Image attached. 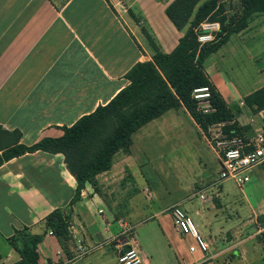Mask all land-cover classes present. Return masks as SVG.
Instances as JSON below:
<instances>
[{
	"label": "crops",
	"instance_id": "crops-1",
	"mask_svg": "<svg viewBox=\"0 0 264 264\" xmlns=\"http://www.w3.org/2000/svg\"><path fill=\"white\" fill-rule=\"evenodd\" d=\"M171 1L0 0V126L18 130L20 143L31 146L43 138L62 136L63 128L106 105L127 86L125 74L136 63L150 60L140 28L149 30L165 53L183 36L184 30L177 31L165 16ZM224 48L239 49L243 63L255 66L256 80L251 85L234 83L217 62L209 61ZM216 52L204 62L207 78L227 107L240 110L236 119L240 126L250 134L264 129V110L254 114L243 103L245 96L264 87V12L255 14L243 31L231 35ZM186 126L218 162L207 137L180 107L139 128L128 152L116 153L109 170L86 183L73 204L76 182L62 154L36 151L4 162L0 166V264L17 262L15 247L34 235L42 237L37 264H119L117 255L127 249L125 239L138 231L145 238L142 242L135 239L138 248L152 264H209L219 258H225V264H247L251 260L246 248L254 240L262 245L254 251L252 263L264 264V207L255 200L251 204L245 193L256 192L264 200V162L252 169L251 183L242 191L251 215L242 219L236 212L240 222L214 218V227L206 221L205 207L193 203L198 196L201 203L217 205L218 196L208 194L215 182L205 176H199L176 201L156 203L140 171L144 162L139 154L150 145L157 143L164 149L171 142L180 147L173 163L176 167L195 164L199 168L200 156L197 162L185 159L186 150L191 149L187 145L195 147L191 141L195 137H186ZM180 171L186 182V169ZM173 206L194 221L203 240L208 238L206 253L189 250L195 240L175 230ZM55 210L70 218L64 251L45 225ZM17 233L20 236L13 246L9 239ZM79 247L87 252L82 254Z\"/></svg>",
	"mask_w": 264,
	"mask_h": 264
},
{
	"label": "trees",
	"instance_id": "trees-1",
	"mask_svg": "<svg viewBox=\"0 0 264 264\" xmlns=\"http://www.w3.org/2000/svg\"><path fill=\"white\" fill-rule=\"evenodd\" d=\"M262 12L264 0H239L234 13L225 12V0H172L165 8V16L177 31L184 30V34L170 53H165L152 33L142 27L141 33L151 51L150 60L136 63L125 74L126 87L106 105L63 128L58 138H43L26 146L20 143L18 130L7 131L0 126V166L14 157L36 151L62 154L76 182L73 204L86 183L109 170L116 153L128 152L132 135L139 128L170 110L183 107L206 137L211 127L221 123H230L224 128L228 133L247 132L236 121L240 110L227 107L207 78L204 62L231 35L243 31L255 14ZM204 21H217L220 30L214 42L199 47L195 29ZM204 86L210 90L214 109L209 114L200 113L192 98L193 90ZM243 103L254 114L264 110V87L245 96ZM45 225L52 230L61 249L66 250L70 218L64 211L55 210L46 217ZM19 236L17 233L9 239L13 246ZM41 239L38 235L26 236L21 247H15L20 259L13 264H37V245Z\"/></svg>",
	"mask_w": 264,
	"mask_h": 264
},
{
	"label": "rangeland",
	"instance_id": "rangeland-1",
	"mask_svg": "<svg viewBox=\"0 0 264 264\" xmlns=\"http://www.w3.org/2000/svg\"><path fill=\"white\" fill-rule=\"evenodd\" d=\"M238 6L239 0H226L225 12L228 11V13H234L235 10L238 9ZM133 10L136 11V13L139 12L135 7L133 8ZM136 24H139V26H143L140 22H136ZM139 31L141 33V28L139 29ZM243 60L244 54L239 51V49H235L234 51H232L231 49L229 50L228 48H224L222 51L216 52V54H214L209 61L213 63L217 62V64L223 68L228 77H230L232 81H234V83H250L251 85L253 80H256L254 73L255 66L248 62L245 64L243 63ZM186 130H188L186 132V137H195L191 140L192 142H194L195 147L193 148L191 145H187L191 149L186 150L185 153L187 155L185 156V159L186 157H188V160H190V163H192V161L197 162L200 156L202 160L201 162H199V168L195 164L193 166L190 165L189 167L183 168L178 166L176 167V165L173 163H176V155H180L181 152L179 151L180 147H177V145H173L171 142L166 144V148L164 149H161L157 143L150 145V149H148V151H143L139 154V157L144 162L141 163L140 171L143 173V175H145V178L149 183L150 190L152 191L155 200H157L156 203H158L160 200L165 201V203H172L176 201V199L181 196L184 191L188 190V187H191L200 179L199 176H205L209 180H213L216 183L212 190L208 192V194L210 195V197L212 194L218 196L217 205L219 206L218 207L212 201H210V203H201V200L198 198V196L193 198V203L196 205V207H205L207 219L206 221L212 222L214 224V218L221 220V222H225L229 217H231L233 220L240 222V220H238V217L236 216V212L238 213V211V214L241 215L240 217L242 219H245L246 216H250L251 212L246 208L247 206L243 200L242 191H245V188L251 182L244 184L242 187H239L232 180L218 181L219 165L214 153L211 152V150L205 145L202 140L198 142L199 138L197 135H195L193 130H189L187 126ZM152 147L155 150H153ZM161 161L166 163V167L161 166ZM181 169H186L187 171L186 182L182 181V178H184V173L180 171ZM250 178L252 179V175H250ZM184 187L186 188L185 190ZM245 193L251 199V204H255V200L260 206L264 207V200H260L258 193L255 192L254 194H252L247 190L245 191ZM213 206L217 208V210L213 209ZM216 224L217 223L214 224V227L216 226ZM138 234H134L135 236H132V238L134 240H139L140 242L145 241V238H142L143 236H140L141 231H138ZM204 241L208 242V238H205ZM261 245L262 243L258 245L256 240L247 245L246 249L248 251V257L249 260H251V262H248L247 264H253L252 258L254 256V251L261 247ZM193 247L198 249L195 242ZM224 261L225 258H219V260H214L209 264H225Z\"/></svg>",
	"mask_w": 264,
	"mask_h": 264
},
{
	"label": "built area",
	"instance_id": "built-area-1",
	"mask_svg": "<svg viewBox=\"0 0 264 264\" xmlns=\"http://www.w3.org/2000/svg\"><path fill=\"white\" fill-rule=\"evenodd\" d=\"M219 30L220 25L217 21L200 23L195 29L198 46L202 47L214 42ZM192 98L200 113L209 114L214 111L210 104L208 87L195 88ZM250 123L253 124L254 120L251 119ZM229 124L221 123L211 127L207 139L218 158V181L232 180L236 185L242 187L250 181L252 169L264 162V129H258L253 134L249 132L236 134L233 131L228 133L224 131V128ZM200 198L203 199L204 196L201 195ZM171 216L174 228L179 234L194 238L201 252L206 253L209 250L207 242L198 234L191 218L180 207L173 206ZM48 233L53 235L52 230H49ZM125 241L127 249L120 251L117 255L119 264H152L143 256L132 236ZM79 250L82 254L87 252L82 247H79ZM189 250L194 251L195 248L190 247Z\"/></svg>",
	"mask_w": 264,
	"mask_h": 264
}]
</instances>
